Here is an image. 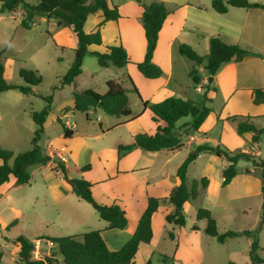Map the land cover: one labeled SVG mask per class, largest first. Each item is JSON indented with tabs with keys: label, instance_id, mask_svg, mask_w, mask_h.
I'll list each match as a JSON object with an SVG mask.
<instances>
[{
	"label": "crops",
	"instance_id": "obj_1",
	"mask_svg": "<svg viewBox=\"0 0 264 264\" xmlns=\"http://www.w3.org/2000/svg\"><path fill=\"white\" fill-rule=\"evenodd\" d=\"M161 1L165 2L170 13L160 30L153 62L162 67L163 74L156 78H149L137 67V63L144 59L147 48L145 29L142 23V6L134 0H127L117 4H115L113 0H110L111 4L119 7L121 16L117 20H109L104 23L101 28L102 44L99 46L92 45L91 49L104 51L109 45L122 44L126 48L131 61L123 67H117L113 63L107 66H101L99 62L95 66L93 60H86V56L91 55H86L83 59L82 72L77 76L74 83L62 85V77L57 74L59 84L57 86L58 92L57 94L53 93L52 103H55L56 96L58 99H61L62 91H65L64 96H67V99L58 107L60 113L52 111V109L50 110L44 123V133H48V129L54 126L55 122H58L63 128L61 131L57 130L52 137L49 136L46 144L50 149L49 154L52 158L55 156L57 157L55 154L56 150L60 148L63 149L62 153L67 157L65 165L68 178H65L59 171L54 169L52 160L46 164L31 165L29 167L31 179L28 183L19 185L16 182V177L12 176L9 181L0 184V203L6 197L11 196L13 191L18 187L28 185L31 193V204L43 207L41 210L48 207V209H53L55 213L43 217L44 222L56 224L61 214L62 206H67L70 209L72 208V211L81 213V215L84 216L83 220L86 222L84 225L75 227L71 225L70 222L65 221L64 227H58V232L61 235L40 233L43 234L39 235L40 237L63 236V234L82 235L89 230L98 229L101 231L108 246L115 250L119 249L135 232L139 219L147 206L148 197H159L162 199V202L158 212L154 214L152 220L154 231L153 239L156 235L155 224L157 220L160 219L161 221H165V223L162 222L165 230L172 232L174 234L173 239L178 240L174 260L180 258L179 260H183L184 264H202L206 254L199 241L206 224L198 225L195 223L190 227L192 230L188 232L187 223L185 227H179L173 223H169L166 220V213L172 210L174 206H172L166 198L178 184L177 170L179 166L188 154L199 144H209L211 142L213 146L218 144L224 145L235 151H251L257 158L264 157V147H261V143H263L262 136L258 143L252 145L250 141L253 133L246 132L244 134H238L236 131V123L226 119L228 116L236 114L250 115L253 117L252 120L258 127L264 128V103H254L252 95L254 88H264V8H247L231 5L227 12L220 13L212 7V0L207 2L204 0ZM251 1L264 3V0ZM6 13L11 15V17H15L17 14L20 15L19 23L22 27L21 19L24 17L23 9L20 8L13 13H1L0 20L5 17ZM90 17H98L96 18V26L92 30L87 29V22ZM102 19V11L90 14L84 26L85 30L87 32L94 31ZM37 21H46L48 25L47 33L52 32L54 36L60 35L62 29L70 33V42L67 46L76 51L78 47V37L72 25H70L72 28H61L62 25H58L54 17L37 16L31 28ZM109 27H115L116 32L114 35L107 37ZM218 33L221 34L226 42L239 43L243 47L249 48L259 54L247 56L238 62L231 61L223 64L213 76L212 84L215 83V85L212 86V88L209 87L207 90L206 87L209 85V80L207 76L201 75L195 66L197 75L201 79L198 84L205 88L202 91H198L195 86L194 90L196 95L191 98L201 102L205 94H207L211 99L207 104L212 108V111L208 114L198 130L190 129L188 124L192 118L186 120L180 119L177 122L176 129L182 137V147L178 149L146 151L138 146H134L128 151L121 152L119 150L120 139L118 143L110 149L106 148L104 145L93 144L92 139L105 136L108 132L120 128V124L132 125L129 128L130 140L126 141L125 144H134V138L137 133L146 132L152 134L156 131L158 125H166V122L163 120L155 121L153 119V112L148 107H144L141 98L137 92L134 91L132 82L128 79V76L132 78L140 96L144 100L157 102L171 95L181 97L179 93H176L174 89L170 88L172 80L175 77V60H177L181 66L185 67L187 71L189 70V64L183 60V56L185 55L181 53L182 56L180 54V56H177V54L174 53V48L177 46L179 50L180 44L186 42L195 47L200 53H207L209 51L210 37ZM186 58L189 59L188 57ZM72 61V58H70V64ZM6 62L9 64L14 63V59L9 57L6 59ZM70 64L68 66H71ZM199 66L204 67L203 65ZM4 67V76L9 82H13L8 79L7 63L4 64ZM193 68L194 66H192V69ZM109 79L121 81L128 89L130 107V93L134 92L138 95L141 104L136 113L131 108L132 116H122L123 118L121 119L120 116H116L117 119L112 120V118H110L111 116H109L110 114L102 108H90L87 112L75 111L72 109L74 104V90L82 91L85 89H92L103 94L107 91L106 82ZM179 88L185 90L181 85ZM34 90L38 93L42 92L41 94L44 96H49L43 91H38L36 87H34L29 94H24L18 89L0 92V143L4 148L12 150L15 155L33 147L32 138L35 134L37 125L31 113L34 110H41L46 106L35 107L31 97L39 95L34 93ZM218 95H220L223 100L218 103V105H215L214 98L218 97ZM185 96L187 97L183 96V98H190L188 95ZM82 115H85V119L89 121L92 115L97 116L100 122V130L95 133H90L82 120L84 117ZM144 116L148 117L151 121L152 126L149 129H143L140 123ZM64 126L73 132L71 136L68 137L65 135ZM21 127L23 130L22 132L20 131ZM229 138L237 139L240 144L244 141L250 144L252 149L246 148L244 145L234 147L226 141ZM29 143L32 144V147H29ZM177 155L181 156L176 158ZM70 162L74 163L76 169L79 168V171H81L83 175L82 178L93 183V195L98 202L120 205V200L138 201L140 197V202L136 207V223L132 228L128 229V224L123 229L109 228L106 220L101 217L97 218L100 215L97 217L94 215L91 208L87 206L89 202L80 198L73 190L70 181L73 179L70 175ZM1 163L2 160L0 159V164ZM10 163H12V160ZM87 164L91 165L90 169L82 171V167ZM227 164L228 161L226 158L220 157L215 153L203 152L189 165L187 182L191 166L197 165L198 167L199 165L201 169L197 172H200V175H196L193 180L207 176L209 178V183L207 188H199V194L196 199H192L185 203L184 211H186L187 207L191 205L193 201H196L202 194H205L214 202L215 209L210 206L203 207L209 208L212 211L217 220L220 232L230 229H258L259 242L261 246H263L261 237L262 234L264 235V222L262 223L261 221L262 205L264 201L261 179L262 168L260 166H254L251 161H247L244 167L240 168L238 162V172L236 176L228 185L224 186L222 173ZM247 168L250 169V172H246ZM111 181L117 183L114 185L109 184ZM118 184H120V186H118ZM98 186L102 187L101 194L96 192ZM253 196L260 197L258 214H256L254 222L247 225H234V221L237 219L236 216L241 214V219L247 216V208L242 207L238 209V212H233L231 209L233 199L236 197L248 199ZM28 199L29 197H22L23 201ZM82 201H85L87 204H83ZM89 205L92 206L90 203ZM122 208L127 211L126 207ZM216 209L219 211V217L216 215ZM95 211L97 210L95 209ZM126 213L128 214V211ZM101 219L103 222L100 221ZM220 220H224V225L220 224ZM194 225H197L199 229H193ZM221 225L223 226L222 228ZM120 237L122 238L121 240H119ZM240 238L241 237L229 238L226 242L220 244L230 245L229 249H232V243H234V241H239L238 239ZM245 238V245L237 248L235 251L231 250L227 252L226 249H221L215 245L214 251L211 257L209 256V259L217 264L218 262L221 264H228L229 260H234L237 264H252L249 256L252 237ZM32 240L34 241L35 238H32ZM42 240L48 242V244H43L44 252L52 253L51 251L56 250V246L52 241L46 238ZM152 241L150 243H142L139 249H141L143 245H152ZM0 248H3L1 244ZM19 250L20 245L15 243V259L16 256H18Z\"/></svg>",
	"mask_w": 264,
	"mask_h": 264
},
{
	"label": "trees",
	"instance_id": "obj_2",
	"mask_svg": "<svg viewBox=\"0 0 264 264\" xmlns=\"http://www.w3.org/2000/svg\"><path fill=\"white\" fill-rule=\"evenodd\" d=\"M143 8L142 23L145 29L147 48L145 57L137 63L138 69L149 78H156L163 74V69L153 62L154 52L157 46L160 30L165 19L170 13L165 2L161 0H136ZM0 14L4 12H16L20 8L24 10V17L21 19V25L24 28H31L33 21L37 16L54 17L58 25H72L78 37V47L75 51V57L67 72L61 78V84H72L77 76L82 72L83 59L86 55L96 56L101 66H107L113 63L117 67H123L129 63L130 57L126 48L120 45H109L104 51L91 49L92 45L102 44L101 28L106 21L117 20L121 15L119 7L111 4L110 0H35L34 2H25L24 0H0ZM237 7H260L264 8V3L252 2L251 0H212V7L220 13L228 11L229 6ZM98 11L103 12V19L92 32H87L84 28L86 20L90 14ZM179 51L197 65H203L208 73L214 76L221 66L231 61H241L250 55H258L249 48L243 47L239 43L226 42L220 33L212 35L209 39V51L200 53L191 44L182 42ZM3 53H0V92L10 89H18L24 94H29L34 87H37L42 81L43 76L38 70L20 69L19 74L24 78L25 83L9 82L4 76ZM191 76L196 84L201 79L197 75V69L194 67ZM132 82L134 91L141 98L144 107H148L153 112L155 121L163 120L166 125H158L154 133L149 134L140 132L135 135L134 144H120L119 150L122 152L138 146L146 151H159L161 149H178L183 146L181 135L177 132L176 124L183 117L192 116L189 122L190 129L198 130L204 122L212 108L207 102L211 99L205 94L203 101L199 102L192 98H183L175 95L168 96L157 102L144 100ZM107 91L100 94L92 89L82 91L74 90V104L72 109L75 111L87 112L90 108H102L108 114L115 116H132V110L129 103L128 89L121 81L109 79L106 82ZM40 97L47 102L41 110L32 111V118L37 125L35 134L32 138L33 147L26 151L14 154L10 149L4 148L0 143V184L10 180L12 176L16 177L17 184L28 183L31 179L29 167L34 164H46L52 160L53 167L59 171L65 178H68L65 162L58 157H53L49 153H43L39 140L44 132V123L51 110L52 97L44 96L34 90ZM253 101L256 104L264 103V88L253 89ZM250 115H231L226 119L236 123L238 134L252 132L253 136L250 143L253 145L261 140L264 134V128H260L252 120ZM66 136H71L72 131L64 126ZM203 152L215 153L220 157L226 158L228 164L223 169V185H228L236 176L237 164L240 159L251 161L254 166L262 168V192L264 195V157L257 158L251 151L231 150L226 146H213L208 143L199 144L184 159L177 170L178 184L166 198L174 208L166 213V220L179 227H185L187 223L184 205L186 202L196 199L199 194V188H207L209 178L203 176L200 179H194L191 185L187 182V171L189 165L197 159ZM12 160V163L10 161ZM87 164L82 167V171L90 169ZM246 172H250L247 168ZM74 192L82 199L86 200L98 211L100 217L108 222L109 228L123 229L128 224L126 211L118 204H103L98 202L93 195V183L84 178H73L70 180ZM162 199L155 196H149L145 210L143 211L135 232L119 249H111L102 233L98 229L89 230L82 235H63L46 236L56 246V251L44 258H37L33 255L35 243L25 235H19L14 242L20 245L18 256L25 264H134L136 254L142 243H150L154 236L152 220L153 216L160 207ZM197 219H205L206 227L204 232L210 236L216 237L218 242L224 243L233 237H252V243L249 249V256L252 264L264 263V258L260 255L262 247L259 242L258 229L256 230H226L220 232L218 223L212 211L209 208L200 207L196 213ZM262 223L264 222V201L262 205ZM16 223V220L12 224ZM193 229H199L197 225ZM170 236L174 234L170 232ZM58 252L61 259L54 258ZM4 251L0 248V264H2ZM56 257V256H55ZM167 260V256L163 257ZM174 260V259H173ZM145 264H152L148 259ZM228 264H237L234 260H229Z\"/></svg>",
	"mask_w": 264,
	"mask_h": 264
},
{
	"label": "rangeland",
	"instance_id": "obj_3",
	"mask_svg": "<svg viewBox=\"0 0 264 264\" xmlns=\"http://www.w3.org/2000/svg\"><path fill=\"white\" fill-rule=\"evenodd\" d=\"M25 2H34L35 0H24ZM115 4L122 3L127 0H113ZM136 1V0H134ZM146 2H150L151 0H144ZM209 1V0H204ZM1 7V2H0ZM20 15H15V17H11V15H8V13L5 14V17L0 20V53H3V61L4 64L7 63L8 68V79L10 81L24 84L25 80L22 78L19 74L20 69H33V70H39L40 74L43 76V82H41L36 89L38 91H43L47 95L51 96L53 93L57 94V86L58 84V78L57 74L62 77L67 70L69 69L70 64L69 59L74 58L75 50H72L67 46V44L70 42L69 35L70 33L63 31L60 35L54 36L52 32L47 33L48 25L46 21H37L35 25H33L30 29H24L20 26L19 23ZM96 18L98 17H90V19L87 22V29L92 30L95 28L96 24ZM64 27H71L70 25H62L61 28ZM72 28V27H71ZM73 30V29H71ZM116 32L115 27H109L107 31V37H110L114 35ZM174 53L177 54V56H180L181 53H179V50L177 46L174 48ZM180 54V55H179ZM55 55V56H54ZM182 56V55H181ZM9 57H12L14 59V63L9 64L6 62V59ZM182 58V57H181ZM183 60L189 64V70L187 71L185 67L181 66V64L175 60V77L172 80L170 88L174 89L176 93H179L181 97H187L185 95H188V97H194L196 95V92L194 90V87L197 89L199 84H196L193 80V77L189 74L190 70L192 69V66H196V68L199 70L201 75L207 76L208 80L212 75H210L207 70L204 69V67H201L197 65L194 61L187 59L185 56H183ZM86 60H93L95 62V66L98 64V60L96 57L93 56H86ZM71 65V64H70ZM207 82V79H206ZM213 82L209 81L208 87H206V90L210 87L215 85L212 84ZM182 86L185 90L180 89L179 86ZM205 87L203 86V89ZM42 93V92H41ZM65 91H62L61 99H58L56 96L55 103H52L51 109L52 111H56L60 113L58 107H60L64 101L67 99V96H64ZM29 100V99H28ZM31 100L34 102L35 107H44L46 105L45 99H43L40 96H32ZM222 97L218 95V97L214 98V104L218 105V103L222 102ZM130 102H131V108L136 113L139 109V106L141 102L138 99V95L134 92L130 93ZM67 105V104H66ZM99 108V107H97ZM83 122L87 128V130L90 133H95L100 130V122L97 119V116L92 115L91 120H86L85 115H82ZM111 116L112 120L117 119L116 116ZM123 118L120 116V119ZM192 116L183 117L181 120L191 119ZM142 124L143 129H149L151 125V121L148 117L144 116L142 120L140 121ZM136 124V123H135ZM132 125H121L120 128L108 132L105 136L97 137L96 139H92V142L94 145L100 144L104 145L106 148L110 149L112 146L116 145L120 139V144H125L126 141L130 140V127ZM62 126L55 122L54 126H51L48 129V133H42V136L39 140V145L43 149V153H50V149L47 146V138L50 136L52 137L57 130H62ZM21 132L22 127H21ZM230 145L234 147H240L245 146L246 148H251V145L242 142V144L239 143L237 139L229 138L226 140ZM241 142V141H240ZM262 142L261 147H264V134H262ZM213 144V143H209ZM29 147H32V144H28ZM240 145V146H239ZM223 146V145H222ZM256 146V145H255ZM24 149V148H23ZM252 149V148H251ZM181 155H177L176 158L180 157ZM248 160L246 159H240L238 166L240 168L244 167V164ZM200 162V161H198ZM74 163L70 162V175L72 178H80L83 175L82 172L79 171V168L74 167ZM201 166L198 165H192L191 169L188 173V182L191 184L192 180L196 175H200ZM217 171V170H216ZM219 171V170H218ZM117 182L111 181L109 184H116ZM120 186V184H118ZM101 186L96 188V192L98 194H101ZM22 197H29L28 200L23 201ZM31 193L28 185L20 186L17 189H15L11 196L6 197L3 199L0 203V244L2 245V249L4 251L2 264H25L24 261L20 260L18 256H16V259L14 258V249H15V238L19 235H25L29 237L30 239L35 238V249L33 251V255L37 258L41 257L44 258L47 255H50L51 253L44 252L43 244H48L44 237H40L39 235L44 234H52V235H61L58 231V227H64V222L68 221L71 223V225H74L75 227L84 225L86 222L83 220L84 216L81 215V213L72 211V208H68L67 206H62L61 208V214L59 218L56 221V224H53L52 222H44L43 217L46 215L55 214L53 209L38 207L36 205L31 204ZM260 197L253 196L248 199L236 197L232 201L231 209L233 212H238L239 208L246 207L247 208V216L245 218L241 219V214L239 216H236L237 219L234 221V225H247L252 224L256 218V214H258V203ZM121 199V198H120ZM119 201V200H118ZM83 204H87L85 201H82ZM140 202V197L138 201H131V200H120V206L126 207L128 214V229L132 228V226L136 223V207ZM94 213V215L97 217L99 216V213L95 211V209L87 204ZM203 206H210L215 209L214 202L207 197V195L202 194L196 201H193L191 205H189L185 211L186 219H187V230L188 232L192 230L190 227L193 224H200L205 225L206 220L205 219H197L196 217V211L197 208L203 207ZM206 208V207H205ZM126 211V212H127ZM97 214V215H96ZM216 215L219 217V211L216 209ZM97 218H100L97 217ZM67 219V220H66ZM16 220V223L12 224L13 221ZM101 222L102 219L100 220ZM160 219L156 222V235L152 241V245H143L141 249L138 250L134 264H145V262L148 259H151L152 264H184L183 260H179L178 258L175 259V251L177 249L178 240L173 239V237L170 236V232L166 231L165 228L162 225V222L165 223V221H161ZM61 224H60V223ZM220 224L224 225V220H220ZM58 225V226H57ZM221 225V228L223 227ZM73 227V226H72ZM69 231V230H68ZM64 235V234H63ZM259 236V233H258ZM262 241L263 246L262 250L260 251V255L264 258V235L262 234ZM122 238L120 237L119 240ZM183 239V238H181ZM239 241H234L232 243V249H229L230 245H222L215 237H212L210 235H206V233H202L200 238V245L205 250L206 257L203 260L202 264H217L215 262H212L209 259V256L211 257L214 246H218L221 249H226L227 252L229 251H235L237 248L244 246L246 242L245 237H241L238 239ZM260 241V240H259ZM239 242V243H237ZM145 244V243H144ZM261 245V244H260ZM56 251V250H55ZM53 252V251H51ZM56 256V257H55ZM167 256V260H164L163 257ZM54 258L61 259L62 256L56 252L54 255ZM52 264H57L55 261H53ZM60 264V263H59ZM218 264H221L218 262Z\"/></svg>",
	"mask_w": 264,
	"mask_h": 264
},
{
	"label": "built area",
	"instance_id": "obj_4",
	"mask_svg": "<svg viewBox=\"0 0 264 264\" xmlns=\"http://www.w3.org/2000/svg\"><path fill=\"white\" fill-rule=\"evenodd\" d=\"M197 90L198 91H202L203 90V86H198L197 87ZM62 148H60L59 150H56V155H57V157L60 159V160H62L63 162H66L67 161V157H66V155L65 154H63L62 153Z\"/></svg>",
	"mask_w": 264,
	"mask_h": 264
},
{
	"label": "water",
	"instance_id": "obj_5",
	"mask_svg": "<svg viewBox=\"0 0 264 264\" xmlns=\"http://www.w3.org/2000/svg\"><path fill=\"white\" fill-rule=\"evenodd\" d=\"M213 80V76L210 77L209 81L211 82Z\"/></svg>",
	"mask_w": 264,
	"mask_h": 264
}]
</instances>
